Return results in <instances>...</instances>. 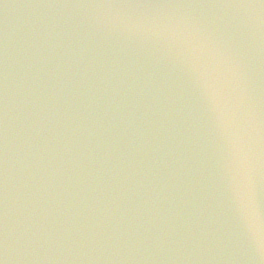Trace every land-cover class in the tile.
Returning a JSON list of instances; mask_svg holds the SVG:
<instances>
[{"label": "water", "instance_id": "95a60500", "mask_svg": "<svg viewBox=\"0 0 264 264\" xmlns=\"http://www.w3.org/2000/svg\"><path fill=\"white\" fill-rule=\"evenodd\" d=\"M126 2L0 0V260L264 264L234 197L239 158L187 63L200 41L231 56L264 212V3Z\"/></svg>", "mask_w": 264, "mask_h": 264}, {"label": "snow or ice", "instance_id": "6c2138e0", "mask_svg": "<svg viewBox=\"0 0 264 264\" xmlns=\"http://www.w3.org/2000/svg\"><path fill=\"white\" fill-rule=\"evenodd\" d=\"M260 2L264 3V0H260ZM120 6L163 7L169 5L127 0ZM187 63L189 73L195 79L205 105L212 112L213 123L219 130L221 138L228 143L232 154L239 158L241 178L234 188V197L239 213L244 219L248 232L264 238V212L257 206L251 170H245L243 163L245 158L241 154L240 142L235 135L239 105L225 80V72L227 69L235 67L234 62L221 41L207 40L192 46ZM251 119L252 113L249 109V122ZM0 256H3L2 241H0ZM0 264H3V260H0Z\"/></svg>", "mask_w": 264, "mask_h": 264}]
</instances>
